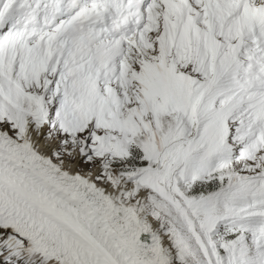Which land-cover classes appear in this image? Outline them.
I'll return each mask as SVG.
<instances>
[{"label":"snow or ice","instance_id":"6c2138e0","mask_svg":"<svg viewBox=\"0 0 264 264\" xmlns=\"http://www.w3.org/2000/svg\"><path fill=\"white\" fill-rule=\"evenodd\" d=\"M0 264H264V0H0Z\"/></svg>","mask_w":264,"mask_h":264}]
</instances>
